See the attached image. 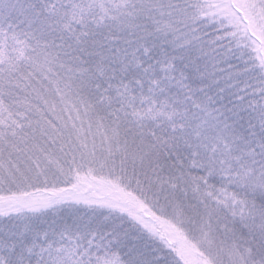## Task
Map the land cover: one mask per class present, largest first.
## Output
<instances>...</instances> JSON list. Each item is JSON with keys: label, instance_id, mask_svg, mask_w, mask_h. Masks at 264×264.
Masks as SVG:
<instances>
[{"label": "snow or ice", "instance_id": "obj_1", "mask_svg": "<svg viewBox=\"0 0 264 264\" xmlns=\"http://www.w3.org/2000/svg\"><path fill=\"white\" fill-rule=\"evenodd\" d=\"M0 264H264V0H0Z\"/></svg>", "mask_w": 264, "mask_h": 264}]
</instances>
